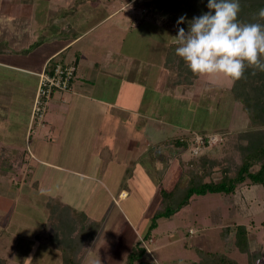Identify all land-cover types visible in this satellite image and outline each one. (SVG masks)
<instances>
[{
  "label": "rangeland",
  "instance_id": "1",
  "mask_svg": "<svg viewBox=\"0 0 264 264\" xmlns=\"http://www.w3.org/2000/svg\"><path fill=\"white\" fill-rule=\"evenodd\" d=\"M131 1L126 7L134 17L121 12L115 18L121 19L118 50L122 54L115 51L110 64L120 61L122 67L136 69V73L119 79L101 77L90 94L127 109L110 108L101 114L97 107L106 106L83 97L62 104L53 99L47 114L55 109L56 127L41 128L36 119L33 137L26 141L22 155L8 157L6 147L0 146V264L2 259L6 264H62L60 251L49 239L67 238L69 219L64 213L51 216L49 203L54 204L52 196L63 195V191L72 207L85 211L98 225L96 231L91 227V244L86 249L91 257L86 255L84 264H101L94 253L112 250L109 247L119 241L125 254L141 241L147 249L142 264H197L199 249L227 254L238 264H264V188L249 181L239 186L231 200L219 193L197 195L174 216L159 219L150 238H144L161 207V189L175 186L188 170L193 154L222 158L226 150L235 152L258 138L264 125L251 122L231 91L233 80L222 75H198L192 84L170 85L168 78L174 75L159 64L169 44L177 42L176 34L161 23L143 21L145 9L138 6V0ZM55 26H50L45 36L46 30L41 28V37L35 36V44H29L26 52L42 62L56 52L60 41ZM25 30L28 28L9 27L5 32L12 38ZM2 31L4 28L0 34ZM29 34L20 36L26 41L32 37ZM86 42L74 48H84ZM3 46L17 51L8 42ZM87 55L88 62L96 58L94 51ZM9 71L8 75L0 71V140L1 135H7L6 142L15 135L20 140L33 93L31 80H18ZM47 114L42 121L50 124ZM103 125V136L92 137L97 133L94 126ZM140 133L151 134L146 151L141 147L146 138L136 145L132 141L133 137L139 139ZM196 134H216L220 139L202 147L198 154L194 153L196 144L181 151L163 143L173 135L194 138ZM220 175L221 169L215 168L206 180H217ZM122 190L128 191L125 197ZM236 225L249 229L254 258L233 248L231 237L224 239L222 232ZM122 258L116 264H121Z\"/></svg>",
  "mask_w": 264,
  "mask_h": 264
},
{
  "label": "trees",
  "instance_id": "2",
  "mask_svg": "<svg viewBox=\"0 0 264 264\" xmlns=\"http://www.w3.org/2000/svg\"><path fill=\"white\" fill-rule=\"evenodd\" d=\"M138 6L145 9L142 20L161 23L170 28L177 35L179 28L187 32L189 24L194 17H199L209 11L208 0H138ZM240 23H259L264 25V19L258 17V11L264 8V0H239ZM184 16L185 22L177 25V20ZM177 42L169 44L162 63L163 68L171 72L174 77L168 78L172 86L192 84L194 74L184 60L176 55ZM264 60V58H262ZM231 91L236 100L242 103L244 111L251 122L256 125H264V72L246 67L241 79L233 81ZM164 145L185 151L195 145L193 137H181L173 135L163 141ZM188 161L189 167L183 173L178 182L170 190L161 189V207L157 209L150 224V231L144 238L149 239L154 228L158 226V220L170 218L190 204L197 195L219 193L227 200H231L240 185L249 181L251 184H259L264 188V133L253 139L247 146L237 149L235 152L226 150L225 155L212 157L206 154L194 155ZM215 168L221 169L219 179L209 177L214 175ZM49 203L51 216L57 217L64 213L69 219L67 229L69 235L64 240L53 237L49 243L60 252L63 264H83L87 255V247L91 244V227L98 229L96 221H91L83 211H78L59 198H53ZM61 219V217H60ZM224 239L231 237L229 243L233 248L254 258V249L249 239V229L245 225H236L226 228L223 232ZM234 233V234H233ZM232 235H234L232 239ZM147 249L138 241L134 244L123 259L122 264H142ZM200 260L197 264H238V262L224 253H212L198 250ZM1 264H6L5 259ZM251 264V263H248Z\"/></svg>",
  "mask_w": 264,
  "mask_h": 264
},
{
  "label": "crops",
  "instance_id": "3",
  "mask_svg": "<svg viewBox=\"0 0 264 264\" xmlns=\"http://www.w3.org/2000/svg\"><path fill=\"white\" fill-rule=\"evenodd\" d=\"M131 2V0H0V21L2 24L1 28H4V31L0 34V71H4L5 75H8L9 72H11L9 70H12V74L18 76V80L20 78L31 80V89H33V93L30 95L31 104L29 107V114L27 115L26 122L22 124L23 128L21 127L20 140H18V136L15 135V139L12 136L14 142L12 140L11 142H6L8 136L1 135L0 146L3 147L2 149H4V146L6 147L5 150H7L6 154L9 155L8 157H15L21 154L25 149V144L33 137L32 133L35 127L34 124L36 123V119L33 117L34 98L39 84V74L49 60H61L64 63H73L76 65V75L72 82L71 90L61 91L58 95L55 92L51 100L54 99L55 102L62 104L63 102L72 100V97H83L106 106L105 108L97 107L102 110L101 114L108 113L110 108L118 110H123L125 108L120 105L117 107L114 103L104 100L99 96L91 97L90 94L91 92L93 93L92 88L98 84L101 77L119 79L121 76H127L130 72L136 73V69L132 70L131 68L127 69L126 66L122 67L120 61L115 63L112 61L110 64V59L114 60L112 56L115 51L117 55L122 54L118 50L121 39L119 36L122 34L121 19L115 18L120 15L121 12H126L129 18L134 17L132 12H130L131 8L126 7V5ZM11 9H16V11L10 12ZM138 17H140V15ZM50 26L56 27L55 30L58 33L56 40L60 42L56 43V52L42 62L41 59L31 55L30 52H26V50L29 49V44H35V36L41 37V28H43V32L46 30L43 33V36H45ZM138 26L139 25L133 27L131 25V27L135 29ZM9 27L12 29L28 28V30L21 32V34L25 35L30 31L31 34L29 35H32V37L25 41V36H20L21 34H16L14 32L15 34L12 33V38H9L5 32V30H9ZM110 31H114V33L111 34ZM7 42L15 46L14 49H17V51L11 52L10 49L5 48L3 44H7ZM83 42L88 43L86 47L83 48L78 46V48H74L76 45H80V43L82 44ZM21 44H25V48ZM84 44L85 43H83V45ZM89 50L94 51L96 55L95 60L91 62L87 61ZM159 65L161 66L162 64ZM150 75L152 78V72ZM20 84L21 86L24 85L23 83ZM21 86L20 88H24ZM126 109L127 108H125V110ZM53 111H55V109L48 114L46 113L47 117L49 116L48 119H50V124L49 121H37V126L48 130L52 126L56 127L57 118L54 116L55 114H53ZM99 112L100 111H97V113ZM52 120L53 124H51ZM104 126L105 125L99 127L94 126V128L97 129V133L92 137H97L98 139L99 136H103L102 131ZM125 127L127 126L125 125ZM149 129L151 130V128ZM140 135H142V133H140ZM140 135H138L139 139L133 137L132 141L136 145V143H141L143 138H146L144 139L145 142H143L145 144L141 145V147L144 148L143 151H146V147L151 146V134L148 135L143 133L144 136ZM97 139H95V143ZM89 143L90 142H88V144ZM70 174L77 176L82 175V173L79 174L77 171H71ZM127 193V190H122L120 192L122 197H125ZM62 194L63 195L60 194L59 196L54 195L52 198H59L64 203L70 204V199L67 197V194L64 191ZM77 208L78 207H75L76 210L81 211V209ZM119 243L120 241L117 244L115 243V245L112 244L109 247L112 248V250H98L97 253H94L93 257H98V259L101 260V264H116L117 259H120L121 256L123 257L122 259H124L128 254L123 253L124 245L121 246ZM59 255L58 260L61 259L62 262V258L59 257ZM86 257L90 258L91 256L87 255Z\"/></svg>",
  "mask_w": 264,
  "mask_h": 264
},
{
  "label": "clouds",
  "instance_id": "4",
  "mask_svg": "<svg viewBox=\"0 0 264 264\" xmlns=\"http://www.w3.org/2000/svg\"><path fill=\"white\" fill-rule=\"evenodd\" d=\"M208 12L194 17L186 32L179 28L176 55L201 76L243 77L246 67L264 72V25L240 23L239 0H208ZM264 19V8L258 11ZM181 16L177 25L185 22Z\"/></svg>",
  "mask_w": 264,
  "mask_h": 264
},
{
  "label": "built area",
  "instance_id": "5",
  "mask_svg": "<svg viewBox=\"0 0 264 264\" xmlns=\"http://www.w3.org/2000/svg\"><path fill=\"white\" fill-rule=\"evenodd\" d=\"M76 75V65L73 63H64L61 60H49L41 73L39 74V84L33 103V117L43 122L50 100L56 91H69L72 88V82ZM194 153L198 154L205 145L216 144L219 135H201L196 134Z\"/></svg>",
  "mask_w": 264,
  "mask_h": 264
}]
</instances>
